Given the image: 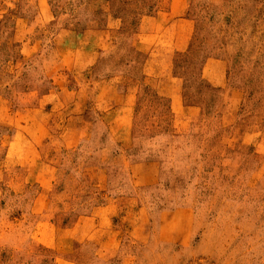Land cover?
I'll return each mask as SVG.
<instances>
[{"label": "rangeland", "instance_id": "rangeland-1", "mask_svg": "<svg viewBox=\"0 0 264 264\" xmlns=\"http://www.w3.org/2000/svg\"><path fill=\"white\" fill-rule=\"evenodd\" d=\"M166 1L0 0L4 108L6 99L7 109H16L21 98L33 99L20 91L48 71L62 83H97L113 76L122 83L148 84L136 104L134 129L142 134L134 154L159 162L156 200L140 220L145 240L102 252L85 245L83 236L57 241L59 229L75 219L60 210L66 202L50 199L55 193L68 201L73 188L55 183L53 170L26 172L25 166L0 159V264H264V0L185 1L184 13L194 24L188 51L165 67L178 77L176 116L156 92L162 75L143 77L147 49L156 37L131 45L143 26L154 28L151 17ZM84 33L92 35L96 48L101 42L107 57L88 69L75 68L79 64L69 69L72 63L65 58L82 50ZM9 123L0 124L3 153L16 129ZM157 133L181 136L149 140ZM41 142L38 148L52 158L58 144ZM78 155L68 154L66 169L73 171ZM84 184L81 190L90 192ZM180 207L177 223L158 236V210ZM118 222L130 237L128 219Z\"/></svg>", "mask_w": 264, "mask_h": 264}, {"label": "crops", "instance_id": "crops-1", "mask_svg": "<svg viewBox=\"0 0 264 264\" xmlns=\"http://www.w3.org/2000/svg\"><path fill=\"white\" fill-rule=\"evenodd\" d=\"M185 1H166L151 17L154 28L143 26V30L137 33L138 37L131 42L132 47H135V43H144L143 40L156 37L154 44L147 46L149 54L142 65L143 77L149 79L153 75H162L156 92L168 100L170 113L174 116L180 111L181 91L175 80L178 77L169 76L171 71L165 67L172 63L176 54L188 51L194 24L184 13ZM91 39L92 35L84 33L81 37V52L75 51L72 57L65 58V61L69 58L72 63L68 65L69 69L76 64H79L75 66L77 69H88L107 57L100 50L101 42L97 43L99 47L96 48ZM89 58H92L90 62L87 60ZM93 59L95 61L91 62ZM217 60L212 59L216 63ZM42 75L44 77H40L34 86L20 91L33 94V99L21 98L15 105L16 109L10 106L7 109V99L5 109L3 100H0V124L9 121L16 127L9 137L12 141L6 145L5 153L0 148V159H10L14 165L25 166L26 172L36 170L39 174L53 170L55 183L74 189L73 197L71 194L66 196L68 201L53 196L55 193L50 199L52 204L66 202L67 205L60 210L66 211L67 217L75 219L71 227L59 229L57 241L65 242L69 238L79 241L83 236L85 245L88 244L90 249L96 247L102 252L119 250L126 241L143 242L147 232L140 220L145 218L151 204L155 202V190L159 184V162L151 157L142 158L134 154L137 137L142 134L134 129L136 104L148 84L122 83L113 76L97 83L71 84L58 81L56 74L50 71ZM211 83L214 86L222 85L214 80ZM179 136L157 133L149 140ZM47 139L58 144L55 148L57 152L50 153L52 158L46 150L38 148L42 145L41 141ZM72 151L73 155H79L73 171H70L65 166L70 163L67 160ZM35 181L40 185L45 184L39 178ZM85 182L92 188L90 192L81 190ZM39 197L37 195L34 198L35 204L40 200ZM182 208L174 212L158 210L159 222L155 231L158 236L163 227L177 223L179 213L184 210ZM123 217L130 222V228L126 230L130 237H124L123 225L115 223V220H122ZM185 225L187 227L188 224Z\"/></svg>", "mask_w": 264, "mask_h": 264}]
</instances>
